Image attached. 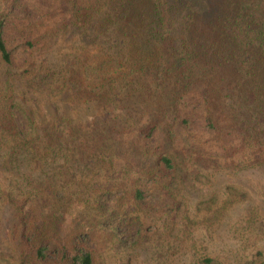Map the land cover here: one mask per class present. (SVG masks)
<instances>
[{"label": "trees", "instance_id": "16d2710c", "mask_svg": "<svg viewBox=\"0 0 264 264\" xmlns=\"http://www.w3.org/2000/svg\"><path fill=\"white\" fill-rule=\"evenodd\" d=\"M60 8L62 19L24 42L32 50L42 46L40 58L24 65V87L12 80L14 52L5 40L9 11L0 10V55L7 67L0 166L24 175L34 204H43L44 211L41 222L36 217L29 224L24 203L11 224L4 218L0 248L4 232L24 251L19 263L0 252V264H104L110 245L97 241V229L110 226V244L121 242L136 213L132 247L167 239L179 220L180 230L189 228L182 205L185 191L196 186L187 167L192 155L176 143L180 129L194 122L184 110L193 92L208 129L223 143L218 161L195 159L215 164L202 176L227 172L237 155H244L235 165L239 171L264 176V0H60ZM70 36L79 44L70 52L53 51ZM55 97L98 114L82 124L55 101L51 119L37 123L31 101ZM158 132L163 143L154 147ZM150 183L171 201L153 229L139 214ZM111 190L119 194L117 208L103 202ZM248 198L255 223L258 206ZM76 203L87 216L64 233L62 217ZM196 262L213 264L214 258Z\"/></svg>", "mask_w": 264, "mask_h": 264}, {"label": "rangeland", "instance_id": "374dc122", "mask_svg": "<svg viewBox=\"0 0 264 264\" xmlns=\"http://www.w3.org/2000/svg\"><path fill=\"white\" fill-rule=\"evenodd\" d=\"M60 0H0V10L9 11V17L5 26V40L8 47L14 52L15 73L12 80L15 83L26 85L23 76L24 65L37 57L40 58V44L35 49H29L24 42L30 38H37L46 29L52 27L57 21L64 17L60 10ZM70 37L61 38L55 52H70L72 45H77ZM7 67L0 55V94L6 83ZM47 100V101H45ZM31 101L35 111L37 123L43 124L51 119L53 104H64L66 100L55 97L53 101L48 99ZM74 105V104H73ZM1 107V105H0ZM65 109L72 112L78 121L86 124L92 120L98 110L87 106L65 105ZM184 110L194 118L189 128H181L177 137L176 146L186 154H191L188 161L189 173L196 186L185 191L186 196L182 205V212L185 215L190 227L182 228L181 220L178 221L177 229L181 240L177 241V234L169 235L167 239L161 238L155 241V245L147 243L130 246L135 231L138 228L136 223L130 229L123 231L122 241L110 244L112 237L111 227L105 226L97 229L95 238L99 243H108L107 249L103 252L104 264H198L196 259L206 255L214 258L213 264H247L253 258L256 264H264V176L258 172L251 174L250 171H239L235 166L244 155H237L235 164L229 169L228 163L222 162L229 170L205 178L206 171L215 170L213 161H205L199 165L195 160L198 156H208L214 161L222 153L223 143L219 141L214 132L208 129L203 105L200 103L197 93L193 92L185 99ZM53 116V115H52ZM163 143V132H158L153 138L152 145L155 147ZM190 147H195V153ZM3 158L0 157V160ZM218 167V162H216ZM219 168V167H218ZM236 169V170H235ZM200 171V172H199ZM31 174V169L26 170ZM200 173L197 177L196 174ZM117 170L114 178L120 175ZM29 186L24 175L17 171L3 170L0 166V233L3 231L5 221L7 225L14 218L18 205L23 206L26 221L33 224L36 217L40 222L44 218L43 204H34L36 197L31 195ZM112 183L107 185L109 191ZM146 199L145 209L139 212L142 219L153 229L154 223L163 218L164 210L168 209L171 201L165 198L153 183L145 186ZM31 195V196H30ZM248 196L258 206L255 223H251V202ZM119 194L111 190V194L103 198L108 207H118ZM37 207L38 209H33ZM85 206L76 203L65 213L60 223V229L65 233L72 224H80L84 220L83 214L87 216ZM11 216V217H10ZM89 216V215H88ZM8 226V230L11 227ZM5 229V228H4ZM6 230V229H5ZM185 232H180V231ZM99 235L98 236V234ZM4 248L0 252L9 260L19 263L23 258V245L16 242L12 233L2 235ZM176 237V238H173ZM104 247V245H102ZM5 264V263H3Z\"/></svg>", "mask_w": 264, "mask_h": 264}]
</instances>
